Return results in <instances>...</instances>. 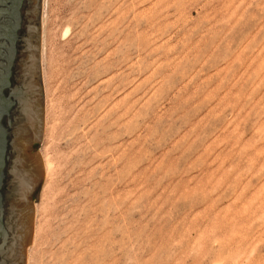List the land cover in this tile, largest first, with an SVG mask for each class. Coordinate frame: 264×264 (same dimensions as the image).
Here are the masks:
<instances>
[{"label":"rangeland","instance_id":"rangeland-1","mask_svg":"<svg viewBox=\"0 0 264 264\" xmlns=\"http://www.w3.org/2000/svg\"><path fill=\"white\" fill-rule=\"evenodd\" d=\"M40 8L26 264H264V0Z\"/></svg>","mask_w":264,"mask_h":264},{"label":"water","instance_id":"water-1","mask_svg":"<svg viewBox=\"0 0 264 264\" xmlns=\"http://www.w3.org/2000/svg\"><path fill=\"white\" fill-rule=\"evenodd\" d=\"M40 0H0V264H26L43 160Z\"/></svg>","mask_w":264,"mask_h":264}]
</instances>
